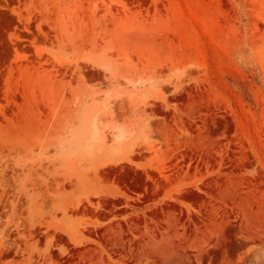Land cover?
Returning <instances> with one entry per match:
<instances>
[{
    "label": "rangeland",
    "instance_id": "rangeland-1",
    "mask_svg": "<svg viewBox=\"0 0 264 264\" xmlns=\"http://www.w3.org/2000/svg\"><path fill=\"white\" fill-rule=\"evenodd\" d=\"M0 264H264V0H0Z\"/></svg>",
    "mask_w": 264,
    "mask_h": 264
}]
</instances>
